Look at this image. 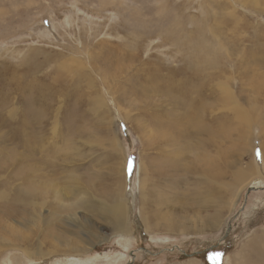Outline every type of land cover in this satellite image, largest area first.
Segmentation results:
<instances>
[{
	"label": "rangeland",
	"instance_id": "374dc122",
	"mask_svg": "<svg viewBox=\"0 0 264 264\" xmlns=\"http://www.w3.org/2000/svg\"><path fill=\"white\" fill-rule=\"evenodd\" d=\"M263 134L264 0H0V264H264Z\"/></svg>",
	"mask_w": 264,
	"mask_h": 264
},
{
	"label": "bare ground",
	"instance_id": "6f19581e",
	"mask_svg": "<svg viewBox=\"0 0 264 264\" xmlns=\"http://www.w3.org/2000/svg\"><path fill=\"white\" fill-rule=\"evenodd\" d=\"M145 5V4H144ZM146 8V7H145ZM37 10V9H36ZM132 15V14H131ZM133 20V19H132ZM145 22V21H144ZM143 22V23H144ZM148 23H149V21H148ZM131 26V25H130ZM135 28V27H134ZM142 28V27H141ZM128 46V45H127ZM128 48H129V46H128ZM211 49V48H210ZM213 52V51H212ZM216 52H218V51H216ZM201 53V52H200ZM201 55V54H200ZM202 56V55H201ZM207 56V55H206ZM205 59L207 58V57H204ZM79 59V58H78ZM215 59V58H214ZM206 61V60H205ZM207 63H208V66H214L215 64H216V62L215 61H211V60H209V59H207ZM203 62H204V60H203ZM201 63V62H200ZM205 64V63H204ZM216 67V66H215ZM166 89V88H165ZM164 89V90H165ZM220 89H221V92H222V95H223V97H226L225 99H229L230 97H234V93H233V91H232V89L230 88V86L228 85V84H225V83H223V84H221L220 85ZM231 95V96H230ZM184 96V95H183ZM233 101H235V98H233ZM188 106V105H187ZM235 106V105H234ZM236 107V106H235ZM234 107V108H235ZM242 108V107H241ZM241 108H237V111H236V113H237V115H241L240 117H238V119L239 120H241V121H251V119L253 118H255V119H257V118H259L260 116H252V114H251V111H253V110H246L245 109V111H244V109H241ZM246 108V107H245ZM258 111V110H257ZM259 113V112H258ZM191 116H189L188 118V122L190 123L191 121H193L194 120V116H192L191 118H190ZM173 119V118H172ZM176 120V119H175ZM198 121H199V123H200V120L198 119ZM247 122V123H248ZM252 122V121H251ZM164 123H165V121H164ZM167 123V122H166ZM165 123V124H166ZM178 124V121H176V122H173V125L172 126H169V129L170 130H172V129H174V130H172L173 132L175 131V130H178V127L179 126H182V125H177ZM182 124V123H181ZM190 125H192V124H190ZM249 125V124H248ZM197 126V125H196ZM199 126V125H198ZM249 126H251V125H249ZM252 127V126H251ZM180 128V127H179ZM168 129V130H169ZM183 129V128H182ZM180 130V129H179ZM185 132V131H184ZM162 133V132H161ZM182 133V132H181ZM245 134H247V135H249L250 134V132L249 131H246L245 132ZM173 135V134H172ZM264 135V134H263ZM166 136H168V137H172V138H174L173 136H171L169 133H166ZM249 138H252L251 137V135H249ZM176 139V138H175ZM191 145V144H190ZM202 147V146H201ZM252 146H249V149L251 148ZM252 150H253V148H251ZM250 149V150H251ZM172 153V152H171ZM199 155H200V153H199ZM213 155V154H212ZM262 157H263V162H262V172L264 173V144H263V155H262ZM199 158V162L200 163H202V165H203V163H205L204 164V167H207V166H210V165H212V170H211V173L209 172V173H207V174H212V173H214L215 171H217V168L215 167V165H214V163H215V158L213 157V156H211V155H206V156H203V157H198ZM160 160V159H159ZM218 165V164H217ZM247 166V165H246ZM257 170V169H259L258 168V166H257V163H255L254 164V161L253 162H251L250 163V165L248 166V171L249 170ZM148 171H150V166H147V167H145L143 170H142V175H143V178H142V185H143V191H142V194H141V196L142 195H144V187H145V178H144V172H148ZM220 171V170H219ZM239 171V170H238ZM260 172V171H259ZM247 174V173H246ZM252 174V173H251ZM238 175H241V172L239 171V173H238ZM256 175V174H255ZM258 175V174H257ZM201 176V175H200ZM253 176V175H252ZM261 177H263V176H261ZM260 178V177H259ZM261 179V178H260ZM256 180V179H255ZM263 180V179H262ZM245 181V180H244ZM211 182V181H210ZM238 183V182H237ZM236 183V184H237ZM256 183V182H255ZM242 185V184H241ZM240 188V187H239ZM232 193H234V192H232ZM238 195V194H237ZM7 196V193L5 192L3 195H2V197L0 198V199H6L5 197ZM236 196V195H235ZM125 199V198H124ZM230 199V198H229ZM249 200V199H248ZM125 201H123V203H124ZM141 203H142V209H141V216H142V221H143V223H145V227H146V230L147 231H149V222H148V218H147V215H146V212H145V198H144V196L143 197H141ZM125 204V203H124ZM126 205V204H125ZM231 205H232V203H231ZM89 206V205H88ZM225 206V205H224ZM223 206V207H224ZM91 209H92V207L91 206H89ZM126 207V206H125ZM124 207V208H125ZM228 207H229V204H228ZM124 208L121 206V204H119V206H117L116 205V214H117V217H118V222H117V227L119 228V229H121V232H123V233H127L128 231H129V229H128V227H127V218H128V216H127V214L125 213V211H124ZM231 211V210H230ZM228 213V212H227ZM219 212L217 211V213H216V215L214 216L213 215V217H211V218H214L212 221H211V219L209 220L208 219V217L206 218V220L205 221H203V225L205 226H209L212 230H213V227H214V225H215V229H218V228H220L222 225V223L224 222H222L221 223V218H219ZM227 216V215H226ZM199 219V218H198ZM224 219V218H223ZM129 220V219H128ZM210 221V222H207V221ZM214 224V225H213ZM134 225V224H133ZM134 229V228H133ZM73 231V230H72ZM133 231V230H132ZM209 231H210V229H209ZM257 231V230H256ZM70 233V232H69ZM73 233H75L76 234V236H77V232H73ZM133 234V233H132ZM131 235V234H130ZM248 235V234H247ZM74 236V235H73ZM55 237V236H54ZM124 237V236H123ZM130 237V236H129ZM58 240H63L62 239V237H60V238H58V237H56ZM245 238H246V236H245ZM63 243H65L66 245H68V246H66L67 248H69L67 251H65V252H63V253H59V252H56L54 255H53V257H63V256H69L70 254H76V253H78V252H80L81 251V249L79 248V247H74V246H71V243H69L70 241H68V240H63L62 241ZM264 242V241H263ZM97 244V243H96ZM262 245V244H261ZM243 246V245H242ZM245 246V245H244ZM263 247V246H262ZM248 250V249H247ZM247 250H245V251H247ZM240 253H242L241 251L238 253L237 252V254L236 255H239ZM175 256V255H174ZM242 256V255H241ZM70 257V256H69ZM71 257H74V256H71ZM191 257V256H190ZM255 258V257H254ZM74 259V258H73ZM241 259H242V257H241ZM245 259V258H244ZM47 260V259H46ZM189 259H185L184 258V260H182V261H179L178 263H176V264H198L199 263V260H196V258L194 257V259L193 258H190V260H191V262H188V263H185V262H187ZM192 260H196V261H192ZM38 261V260H37ZM40 261V260H39ZM243 261V260H242ZM182 262H184V263H182ZM245 262V261H244ZM243 262V263H244ZM247 262V261H246ZM64 263H66V264H68L69 263V261H68V263L67 262H64ZM237 263V262H236ZM242 263V264H243ZM82 264V263H81Z\"/></svg>",
	"mask_w": 264,
	"mask_h": 264
},
{
	"label": "flooded vegetation",
	"instance_id": "af4514ba",
	"mask_svg": "<svg viewBox=\"0 0 264 264\" xmlns=\"http://www.w3.org/2000/svg\"><path fill=\"white\" fill-rule=\"evenodd\" d=\"M218 254H219V253H218ZM218 254H213V255H211V258H210L211 262H212L216 257H219Z\"/></svg>",
	"mask_w": 264,
	"mask_h": 264
},
{
	"label": "water",
	"instance_id": "95a60500",
	"mask_svg": "<svg viewBox=\"0 0 264 264\" xmlns=\"http://www.w3.org/2000/svg\"><path fill=\"white\" fill-rule=\"evenodd\" d=\"M252 188H249V190H251ZM187 256H192L191 254H188Z\"/></svg>",
	"mask_w": 264,
	"mask_h": 264
},
{
	"label": "trees",
	"instance_id": "16d2710c",
	"mask_svg": "<svg viewBox=\"0 0 264 264\" xmlns=\"http://www.w3.org/2000/svg\"><path fill=\"white\" fill-rule=\"evenodd\" d=\"M220 254V253H219ZM220 256V255H219ZM212 263V262H211Z\"/></svg>",
	"mask_w": 264,
	"mask_h": 264
}]
</instances>
